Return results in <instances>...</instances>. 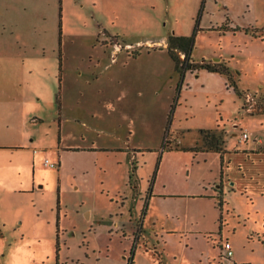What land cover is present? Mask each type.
Instances as JSON below:
<instances>
[{
	"label": "rangeland",
	"instance_id": "obj_1",
	"mask_svg": "<svg viewBox=\"0 0 264 264\" xmlns=\"http://www.w3.org/2000/svg\"><path fill=\"white\" fill-rule=\"evenodd\" d=\"M263 106L264 0H0V264H264Z\"/></svg>",
	"mask_w": 264,
	"mask_h": 264
},
{
	"label": "trees",
	"instance_id": "obj_2",
	"mask_svg": "<svg viewBox=\"0 0 264 264\" xmlns=\"http://www.w3.org/2000/svg\"><path fill=\"white\" fill-rule=\"evenodd\" d=\"M195 46V39H194V34L193 35H176V34H171L167 37V53L171 57V59L174 62V68L175 71H177L179 75V81L177 84L176 91L179 93L182 84L184 83L185 77L189 71H195L197 69H207L208 71L212 72H219L221 74H225L228 76L229 82L231 85L235 83L234 80H232L230 76V71L226 67V65H222L221 63L219 64H214V63H208V62H203V63H198L192 60V52ZM236 91L238 89L236 88ZM240 93V92H239ZM176 98V96L174 97ZM176 106V99L174 100V104L172 106V110L169 114L168 117V123L170 124L171 121V116L173 113V109ZM264 109V106L262 107ZM168 131V130H167ZM201 134L205 142V148L202 147H195L194 149L197 150H214L222 154V158L224 159L223 154L226 152L224 145H225V139L222 136V134H218L216 131L213 130H206V129H201ZM166 135V133H165ZM170 140L165 136L162 149L163 151L166 150H173V149H182L183 147H180L179 145H175L174 147H171L168 145ZM179 144V143H178ZM136 164H133L131 171L129 172V183L134 187V191L137 192V187H138V179H137V173H136ZM137 185V186H136ZM152 187V185H151ZM152 189L150 188L149 194L151 192V195H153ZM150 195V196H151ZM223 204V200H221V205ZM133 209V208H132ZM146 213V209L143 210L142 215ZM134 240H133V245H132V250L130 252V256L128 257V264H133V256H134V250L136 249V246L140 240V237L142 236L143 233V216H140L136 222L134 221ZM222 249V246H221ZM59 257V256H58Z\"/></svg>",
	"mask_w": 264,
	"mask_h": 264
},
{
	"label": "crops",
	"instance_id": "obj_3",
	"mask_svg": "<svg viewBox=\"0 0 264 264\" xmlns=\"http://www.w3.org/2000/svg\"><path fill=\"white\" fill-rule=\"evenodd\" d=\"M166 47H167V42L165 41V44H164V49H166ZM163 50V49H162ZM166 52H167V49H166ZM175 69V68H174ZM177 72V71H176ZM178 78H179V75H178ZM121 85H122V83H121ZM123 98V88L121 87V89H120V91H119V93L117 92L116 93V102L118 103V101L119 100H121ZM109 107V109L111 110L112 108H114V106H113V101L112 102H109L108 104H107V108ZM1 148V147H0ZM36 150V149H35ZM154 194H155V196H157V193L156 192H154ZM186 195H191V194H193V193H190V194H187V193H185ZM203 193H201V195H202ZM171 195H179V194H171ZM207 195V194H206ZM135 199V198H134ZM133 208V209H132ZM87 215H90V212L89 211H87V213H86ZM139 207L136 205L135 206V208H134V206L132 205L131 207H130V217H131V219H134V221L135 220H138L139 219ZM139 216V217H138ZM134 234V233H133ZM229 240V239H228ZM234 256V255H233ZM233 260H234V257H233ZM237 260V261H236ZM234 262H236V263H247V262H245V261H243V262H241V261H239L238 259H236Z\"/></svg>",
	"mask_w": 264,
	"mask_h": 264
},
{
	"label": "built area",
	"instance_id": "obj_4",
	"mask_svg": "<svg viewBox=\"0 0 264 264\" xmlns=\"http://www.w3.org/2000/svg\"><path fill=\"white\" fill-rule=\"evenodd\" d=\"M243 137H244V139H248L249 138L248 133H244ZM45 163L46 164H51V166H55V164L54 163H50V161L48 159H46ZM222 250L224 251L223 252V257L225 259L229 260L231 264H249V263H236V262L230 260L231 258H233L234 251L232 249V245L229 242V240H226L225 243H223Z\"/></svg>",
	"mask_w": 264,
	"mask_h": 264
}]
</instances>
